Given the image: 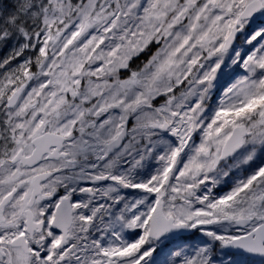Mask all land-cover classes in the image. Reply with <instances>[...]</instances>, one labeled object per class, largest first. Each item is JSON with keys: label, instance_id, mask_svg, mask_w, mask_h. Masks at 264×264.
<instances>
[{"label": "snow or ice", "instance_id": "1", "mask_svg": "<svg viewBox=\"0 0 264 264\" xmlns=\"http://www.w3.org/2000/svg\"><path fill=\"white\" fill-rule=\"evenodd\" d=\"M0 264H264V0H0Z\"/></svg>", "mask_w": 264, "mask_h": 264}]
</instances>
